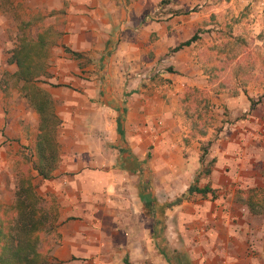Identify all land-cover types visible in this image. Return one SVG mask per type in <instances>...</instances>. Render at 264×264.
I'll use <instances>...</instances> for the list:
<instances>
[{"label": "crops", "instance_id": "crops-1", "mask_svg": "<svg viewBox=\"0 0 264 264\" xmlns=\"http://www.w3.org/2000/svg\"><path fill=\"white\" fill-rule=\"evenodd\" d=\"M162 1L8 0L12 10H25L30 39L46 33L47 76L38 85L61 124L58 164L38 190L58 208L56 264H102L99 258L122 253L163 258L168 254L155 247L164 239L175 255L170 264H264V211L247 204L264 196V171L250 166L259 161L257 149L240 124L225 127L205 173V136H193L180 104L187 87H207L199 47L215 37L213 29L249 4L264 23V0ZM2 9L0 0V18L8 15ZM196 33L199 39L171 52ZM4 48L0 40V77L17 71ZM17 85L14 99L21 95L28 106ZM3 96L0 89V113ZM191 186L213 193L189 194ZM14 188L4 204L0 192V205L12 202ZM180 195L187 196L170 203Z\"/></svg>", "mask_w": 264, "mask_h": 264}, {"label": "rangeland", "instance_id": "rangeland-1", "mask_svg": "<svg viewBox=\"0 0 264 264\" xmlns=\"http://www.w3.org/2000/svg\"><path fill=\"white\" fill-rule=\"evenodd\" d=\"M2 5L8 15L0 18V24L4 26V30L0 32V40L5 45L4 54H8L16 45V29L20 23H27L25 34L28 37L31 38L34 33L32 23L26 19L24 9L12 10L8 0H2ZM256 19V14L249 4L235 20L226 22L225 25L218 24L219 29H213L215 37L206 43L203 42L204 45L199 43L202 44L199 49H203V55L207 56V62L203 65L207 78L205 82L207 87L204 89L209 94L211 116L204 109L199 110L202 120L197 121V130L192 134L197 136L198 131L206 130L205 139L200 142L199 149L201 145L208 147L207 142H212L207 148L205 166L211 160L210 149L220 138L219 135L224 128L229 129L234 124H240L246 142L252 143L258 153L259 161H254L250 166L264 171V23H256ZM5 72L3 71L0 77V89L4 93L3 99H6L5 107L2 106L0 113V149L3 147L0 153V192L3 204L12 195V186L16 182V162L18 158L34 155L38 133L36 112L27 106L21 95L14 99L13 93L18 91L19 86L10 72ZM18 109L23 110V113L19 114ZM184 110L185 107L182 108L183 116ZM189 113L192 114V110ZM206 119L210 128L203 125ZM186 123L191 125L187 119ZM186 156L187 154L184 157ZM180 164L182 163L179 162V166ZM206 168H203L204 171ZM202 178L203 176L198 178L199 184ZM35 183L39 185L40 180L37 178ZM179 186V190L184 188L183 185ZM186 196L174 197L170 203L181 202ZM165 204L169 202L166 201ZM165 218H168V215H165ZM161 231L165 236L164 226ZM131 243L138 247L136 252L139 254V241ZM155 248H158V254L162 251L168 256L144 258L134 254L130 257L128 253H122L121 256H112L111 259L107 256L99 259L102 264H124L126 257L130 264H159V260L160 264H170V260L175 261L169 240L164 239Z\"/></svg>", "mask_w": 264, "mask_h": 264}, {"label": "trees", "instance_id": "trees-1", "mask_svg": "<svg viewBox=\"0 0 264 264\" xmlns=\"http://www.w3.org/2000/svg\"><path fill=\"white\" fill-rule=\"evenodd\" d=\"M172 0H163L167 4ZM25 25L18 26L16 46L9 52L7 64H15L17 71L12 78L21 84L20 91L38 116V134L34 155L17 160L16 182L12 202L0 205V264H56L51 255L55 245L61 243L58 232V208L52 200L42 196L35 180H49L59 161V145L56 133L61 120L55 114L49 95L38 85L41 76H47L48 50L45 44L46 33H39L36 40L25 34ZM201 30L198 32L200 33ZM196 33L186 42L176 46V52L199 39ZM73 59L82 58L80 53L65 49ZM180 104L185 107L184 116L191 123L192 132L197 130V121L202 120L199 110L204 109L211 116L208 91L204 88L187 87ZM202 107V108H201ZM192 110V114H190ZM212 119V118H211ZM207 119L203 125L210 128ZM199 136H206V130L198 131ZM195 136V135H194ZM212 142H207L208 147ZM201 145L200 161L205 162L207 148ZM214 160L207 162L204 171ZM188 193L205 195L213 193L209 187L191 186ZM253 213L264 211V196L254 194L247 199ZM257 205V208L254 205ZM126 264H129L125 261Z\"/></svg>", "mask_w": 264, "mask_h": 264}]
</instances>
